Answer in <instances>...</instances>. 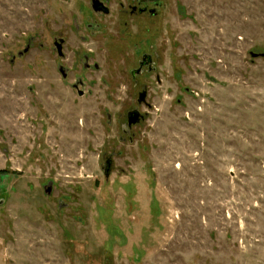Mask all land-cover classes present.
Masks as SVG:
<instances>
[{
  "label": "rangeland",
  "instance_id": "rangeland-1",
  "mask_svg": "<svg viewBox=\"0 0 264 264\" xmlns=\"http://www.w3.org/2000/svg\"><path fill=\"white\" fill-rule=\"evenodd\" d=\"M163 1L162 81L124 144L107 113L132 102L135 39L82 44L89 0H0V264H264V0ZM61 33L74 70L95 47L84 98L57 70Z\"/></svg>",
  "mask_w": 264,
  "mask_h": 264
},
{
  "label": "flooded vegetation",
  "instance_id": "flooded-vegetation-1",
  "mask_svg": "<svg viewBox=\"0 0 264 264\" xmlns=\"http://www.w3.org/2000/svg\"><path fill=\"white\" fill-rule=\"evenodd\" d=\"M163 7V0H125V2L120 1L118 11H115L110 0H89L88 4L80 6L77 10L82 19L76 17L72 20L74 30L79 39L83 41L82 44L90 40L91 45L102 42L103 45L105 43L106 46L110 45L116 49L115 52H122L121 44H129L134 39L136 41L133 59L126 69L127 78L122 82L129 86L132 102L121 116L107 113L109 122L115 120L120 122L122 134L118 136V141L124 144L135 142L137 138L135 128L143 123L148 113L143 110V107H152V103L148 100L152 85L160 84L162 81L161 52L158 48L157 38L159 35V17ZM183 9L184 7H181L182 13ZM85 13L86 18L84 17ZM67 39L63 33L54 34L51 50L59 61L57 70L61 79L69 82L70 88L79 98H84L89 92L93 93L91 84L94 85L95 82L91 83V72H99L101 65L95 59V47L85 49L78 44L75 48V55L79 70H74L73 66L66 63L68 59ZM28 45L29 50L25 53L31 49V45ZM23 50L18 52V56L21 57L25 54L20 55ZM12 62H15V57L12 58ZM127 62L123 61V65L125 66ZM104 82L108 83L107 79H104ZM106 85L109 86L110 84ZM186 91H188L187 88ZM178 101L180 102V99ZM113 156V154L105 156L106 164L103 167V172L106 179L108 178L105 170L109 169L110 175L112 173Z\"/></svg>",
  "mask_w": 264,
  "mask_h": 264
},
{
  "label": "water",
  "instance_id": "water-1",
  "mask_svg": "<svg viewBox=\"0 0 264 264\" xmlns=\"http://www.w3.org/2000/svg\"><path fill=\"white\" fill-rule=\"evenodd\" d=\"M28 50H29V45L22 52H20V55H23ZM251 55L252 57H264V52L257 53V52L252 51ZM105 174H106V177L109 178L110 170L109 169L105 170ZM52 188H53V184H52V181H50L47 185H45V192L51 193Z\"/></svg>",
  "mask_w": 264,
  "mask_h": 264
}]
</instances>
